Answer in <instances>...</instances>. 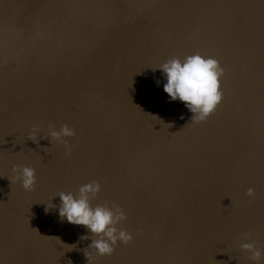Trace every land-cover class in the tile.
Wrapping results in <instances>:
<instances>
[{"label": "water", "instance_id": "water-1", "mask_svg": "<svg viewBox=\"0 0 264 264\" xmlns=\"http://www.w3.org/2000/svg\"><path fill=\"white\" fill-rule=\"evenodd\" d=\"M197 53L224 69L200 122L156 69ZM65 124L69 152L29 139ZM91 181L133 235L93 264H264V0H0V264H87L57 194Z\"/></svg>", "mask_w": 264, "mask_h": 264}, {"label": "clouds", "instance_id": "clouds-1", "mask_svg": "<svg viewBox=\"0 0 264 264\" xmlns=\"http://www.w3.org/2000/svg\"><path fill=\"white\" fill-rule=\"evenodd\" d=\"M156 69L162 72L166 80L163 91L171 101L179 100L185 105L188 111L193 114L191 121L205 120L216 110L223 99L220 79L224 74V69L213 57H205L198 53L189 55L183 60L173 57ZM159 83L157 81V85ZM75 134V129L67 124L59 130L51 128L47 136H40V130L36 127L30 133L29 139L36 144L44 139H48L49 143L51 140H55L63 143L66 152H69L72 146L66 138L73 137ZM13 172L16 173V179L21 182L26 191H31L34 188L36 184L34 168L14 165ZM100 190V183L91 181L80 186L78 195H74L72 192L57 194L61 202L58 209L61 219L72 225L83 226L91 234V243L85 248L87 251L84 252L87 264H93L95 257L110 256L118 243L128 244L133 239L131 232L118 227L127 220V214L121 207L109 205L108 202L95 207L91 205L90 200ZM247 195L254 196L255 190L249 188ZM80 239H89V235H83ZM242 239L249 240L250 236L245 234ZM240 249L249 253V258L254 262H258L264 256V248L258 247L255 243H241Z\"/></svg>", "mask_w": 264, "mask_h": 264}]
</instances>
